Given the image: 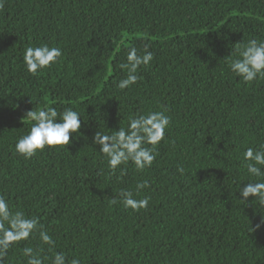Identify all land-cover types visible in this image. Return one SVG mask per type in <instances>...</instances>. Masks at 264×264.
I'll use <instances>...</instances> for the list:
<instances>
[{"label": "trees", "instance_id": "16d2710c", "mask_svg": "<svg viewBox=\"0 0 264 264\" xmlns=\"http://www.w3.org/2000/svg\"><path fill=\"white\" fill-rule=\"evenodd\" d=\"M252 38L264 39V0H5L0 194L39 216L56 251L81 264H264V224L249 228L264 209L251 196L242 204L238 192L249 182L245 149L264 143V79L246 84L229 66ZM41 43L63 57L31 76L22 53ZM145 44L154 60L137 84L118 89L127 49ZM51 101L80 112V132L65 150L25 160L14 150L30 127L24 113ZM161 105L172 123L153 166L100 174L106 161L92 145L95 132L112 134ZM144 179L147 209L111 203ZM23 259L18 249L9 256L10 264Z\"/></svg>", "mask_w": 264, "mask_h": 264}, {"label": "clouds", "instance_id": "9594fccd", "mask_svg": "<svg viewBox=\"0 0 264 264\" xmlns=\"http://www.w3.org/2000/svg\"><path fill=\"white\" fill-rule=\"evenodd\" d=\"M4 4L5 0H0V10L4 8ZM148 49L147 44L141 51L135 45L127 49L126 61L120 64L126 74L118 81V89H129L138 83L139 69L150 66L154 60V53ZM62 57L61 47L47 43L29 45L22 53L25 70L31 76L50 69ZM229 66L230 71L246 84L264 79V39L252 38L242 42L237 55L229 60ZM54 104L55 101H51L39 108L32 107L24 113L23 119H27L30 127L15 140L14 150L25 160L36 157L46 149L65 150L80 132L83 122L80 112L71 106L58 111ZM171 123L172 117L168 114V109L161 105L159 110L150 109L132 114L126 125L118 126V130L112 134L96 131L92 137V145L99 146L98 151L95 150L106 161V170H101L100 174L111 177L119 170L123 177L127 174L129 164L139 173L151 168L159 155L158 146L166 139V131ZM243 160L249 182L243 183V187L240 184L239 200L245 204L251 196L256 201L257 209H264V143L245 149ZM178 171L183 173L184 168L180 167ZM149 187L147 179L140 180L134 190L120 189L117 196L111 198V203H119L133 212L147 209L150 197L139 198V193ZM261 224H264L262 219L255 228L249 227L250 231L259 229ZM33 240H38L39 243L33 246ZM14 249H18L24 258L23 264H46V261L47 264H81L78 257L69 259L65 252L56 251V241L39 216L14 208L5 195L0 194V264H10L9 256ZM46 251L52 254L46 256Z\"/></svg>", "mask_w": 264, "mask_h": 264}]
</instances>
